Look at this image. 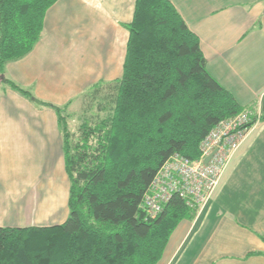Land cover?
I'll return each instance as SVG.
<instances>
[{"label":"crops","instance_id":"1","mask_svg":"<svg viewBox=\"0 0 264 264\" xmlns=\"http://www.w3.org/2000/svg\"><path fill=\"white\" fill-rule=\"evenodd\" d=\"M199 39L206 69L258 121L212 198L170 235L157 264H264V0H169ZM135 0H57L32 50L3 77L68 108L123 74ZM56 112L0 82V228L50 227L69 215ZM249 254H252L249 256Z\"/></svg>","mask_w":264,"mask_h":264},{"label":"trees","instance_id":"2","mask_svg":"<svg viewBox=\"0 0 264 264\" xmlns=\"http://www.w3.org/2000/svg\"><path fill=\"white\" fill-rule=\"evenodd\" d=\"M56 1L0 0V82L56 112L69 215L57 226L0 228V264H157L176 226L198 207L174 195L149 217L143 200L152 180L172 155L199 159L209 131L243 109L210 76L199 39L171 2L135 0L123 74L109 84L111 114L83 122L74 141L63 108L3 77L5 65L38 42Z\"/></svg>","mask_w":264,"mask_h":264},{"label":"built area","instance_id":"3","mask_svg":"<svg viewBox=\"0 0 264 264\" xmlns=\"http://www.w3.org/2000/svg\"><path fill=\"white\" fill-rule=\"evenodd\" d=\"M257 121L258 118L244 110L221 120L209 131L199 145V159L190 161L172 155L158 170L144 196L147 215L156 217L174 195L189 206H204L216 190L232 153ZM214 150L209 162L204 164V158Z\"/></svg>","mask_w":264,"mask_h":264},{"label":"rangeland","instance_id":"4","mask_svg":"<svg viewBox=\"0 0 264 264\" xmlns=\"http://www.w3.org/2000/svg\"><path fill=\"white\" fill-rule=\"evenodd\" d=\"M110 88L107 84H103L97 89L90 88L70 105V107L63 109V117L66 120L71 138L74 141L79 136V127L83 122L96 123L111 114L114 93L110 91Z\"/></svg>","mask_w":264,"mask_h":264},{"label":"water","instance_id":"5","mask_svg":"<svg viewBox=\"0 0 264 264\" xmlns=\"http://www.w3.org/2000/svg\"><path fill=\"white\" fill-rule=\"evenodd\" d=\"M216 150H214L210 155H208L207 157L204 158L203 163L207 164L210 160V158L212 157V155L215 153Z\"/></svg>","mask_w":264,"mask_h":264}]
</instances>
